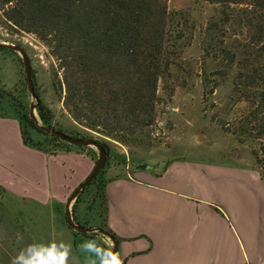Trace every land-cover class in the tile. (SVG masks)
I'll return each instance as SVG.
<instances>
[{
    "label": "trees",
    "instance_id": "1",
    "mask_svg": "<svg viewBox=\"0 0 264 264\" xmlns=\"http://www.w3.org/2000/svg\"><path fill=\"white\" fill-rule=\"evenodd\" d=\"M196 1L219 6L204 29V60L211 50H218L226 61L222 75L232 73L233 91L252 103L232 133L239 139L249 134L257 141L258 147L251 151L264 178V0ZM0 12L6 26L35 35L61 72V80L52 83L62 94L72 125L54 122L31 69L40 122L74 137L93 138L107 149L104 166L78 193L72 211L84 196V219L74 214V220L100 226L118 240L107 222L106 184L126 165L142 163L134 164L125 153L116 154L114 142L142 145L145 129L156 118L158 82L171 77V66L191 43L192 28L174 25L176 13L169 10L167 0H0ZM0 50L16 53L2 44ZM214 88L204 85V95ZM29 104L23 83L15 91L0 88V117L18 120L26 146L48 154L75 148L96 161L93 147L72 145L43 131L29 116ZM111 166L119 174L106 176ZM72 231L75 245L93 239Z\"/></svg>",
    "mask_w": 264,
    "mask_h": 264
},
{
    "label": "crops",
    "instance_id": "2",
    "mask_svg": "<svg viewBox=\"0 0 264 264\" xmlns=\"http://www.w3.org/2000/svg\"><path fill=\"white\" fill-rule=\"evenodd\" d=\"M93 166L75 148L48 154L26 146L18 120L0 117V195L46 210L33 219L30 240H53V205ZM129 167L106 184L123 264H264V178L256 166L177 157Z\"/></svg>",
    "mask_w": 264,
    "mask_h": 264
},
{
    "label": "rangeland",
    "instance_id": "3",
    "mask_svg": "<svg viewBox=\"0 0 264 264\" xmlns=\"http://www.w3.org/2000/svg\"><path fill=\"white\" fill-rule=\"evenodd\" d=\"M167 6L176 13L174 25L192 28L193 38L185 47L180 61L171 66V77L158 82L156 118L145 129L142 145L128 147L115 141V153H125L134 164L147 163L155 167L173 158L183 157L252 164L258 168L251 151L253 147H258L257 141L249 134L241 135L239 139L232 133L252 108V103L233 91L232 73L222 75L223 70H226V61L221 60L218 50H211L204 60V29L209 20L218 14L219 6L196 0H167ZM2 20L0 12V42L19 44L26 49L36 87L43 101L52 109L54 122L65 127L71 126L72 120L64 110L62 94L53 87L54 79L61 80V72L57 70L56 61L48 48L35 35L8 27ZM56 71L58 75L55 77ZM22 83L26 88L28 103L31 95L20 55L0 50V88L15 91ZM204 85L207 88L215 85L214 92L204 95ZM36 136L40 140L44 138L38 134ZM95 156L97 158V150ZM117 169L109 167L106 176L119 174ZM83 199L84 196L75 204L74 214L80 220L84 219L86 209ZM74 203L75 199L72 201V210ZM45 213L46 210L36 208L28 199L18 200L0 195V264H11L12 258L24 245L45 243L30 240L33 219ZM74 214L72 211V217ZM52 219L54 230L58 231L53 240L62 239L72 244L69 264H89L87 254L73 242V229L66 222L65 202L53 205ZM17 233L24 237L22 244L17 243ZM87 234L102 242L104 247L111 245V241L100 233Z\"/></svg>",
    "mask_w": 264,
    "mask_h": 264
},
{
    "label": "water",
    "instance_id": "4",
    "mask_svg": "<svg viewBox=\"0 0 264 264\" xmlns=\"http://www.w3.org/2000/svg\"><path fill=\"white\" fill-rule=\"evenodd\" d=\"M0 44L5 45L15 52H17L20 55L23 67H24V73L25 78L27 82V88L31 95V100L29 104V116L35 121V123L45 132L49 134L56 135L59 139L72 144V145H81V146H91L94 147L97 150V158L94 162V166L91 170V172L86 176V178L78 184V186L71 192L67 200L65 201V214H66V222L67 225L70 226L73 230L77 232H81L84 234L87 233H100L103 236L107 237L111 241V250L118 252V240L106 229L100 227V226H84L79 223H77L74 218L72 217V201L76 198L78 193L87 186L90 181L96 176V174L99 172V170L104 166L106 159H107V149L104 148L102 145H100L95 139L93 138H81V137H74L69 134H66L62 131L56 130L54 127L45 126L40 122V119L36 116V108L38 107L40 100L38 95L36 94L34 90L33 80L31 76V63L30 58L27 54L26 49L19 45L14 43H5L0 42ZM152 168V165L150 164H140L137 166V169H148Z\"/></svg>",
    "mask_w": 264,
    "mask_h": 264
},
{
    "label": "clouds",
    "instance_id": "5",
    "mask_svg": "<svg viewBox=\"0 0 264 264\" xmlns=\"http://www.w3.org/2000/svg\"><path fill=\"white\" fill-rule=\"evenodd\" d=\"M18 244L24 237L16 234ZM80 251L87 254L89 264H123L121 254L104 247L95 239L86 240L80 244ZM72 254V244L64 240H51L47 243H29L24 245L12 258L11 264H69Z\"/></svg>",
    "mask_w": 264,
    "mask_h": 264
}]
</instances>
